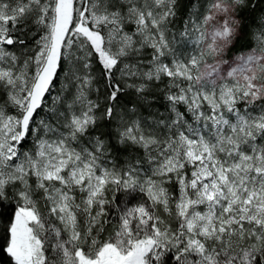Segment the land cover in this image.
<instances>
[{
	"label": "snow or ice",
	"instance_id": "1",
	"mask_svg": "<svg viewBox=\"0 0 264 264\" xmlns=\"http://www.w3.org/2000/svg\"><path fill=\"white\" fill-rule=\"evenodd\" d=\"M0 264H264V0H0Z\"/></svg>",
	"mask_w": 264,
	"mask_h": 264
},
{
	"label": "trees",
	"instance_id": "2",
	"mask_svg": "<svg viewBox=\"0 0 264 264\" xmlns=\"http://www.w3.org/2000/svg\"><path fill=\"white\" fill-rule=\"evenodd\" d=\"M177 24H179V21L177 22Z\"/></svg>",
	"mask_w": 264,
	"mask_h": 264
}]
</instances>
